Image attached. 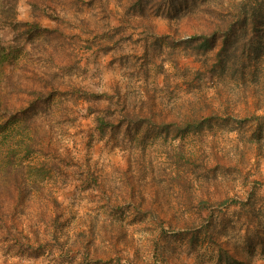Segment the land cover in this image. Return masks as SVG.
<instances>
[{"label": "rangeland", "instance_id": "rangeland-1", "mask_svg": "<svg viewBox=\"0 0 264 264\" xmlns=\"http://www.w3.org/2000/svg\"><path fill=\"white\" fill-rule=\"evenodd\" d=\"M239 1L55 0L51 16L18 0L44 29L21 47L0 29L15 52L1 100L44 92L38 150L17 154L42 188L16 211L0 202V264H264V54L222 72L223 34L206 53L194 41ZM249 1L263 32L264 0Z\"/></svg>", "mask_w": 264, "mask_h": 264}, {"label": "trees", "instance_id": "trees-1", "mask_svg": "<svg viewBox=\"0 0 264 264\" xmlns=\"http://www.w3.org/2000/svg\"><path fill=\"white\" fill-rule=\"evenodd\" d=\"M151 0H133L131 6H138L140 10L144 11L147 4ZM171 6L177 5L179 0H163ZM18 0H0V29L4 27H11L14 30V42L21 45L23 41L18 42L20 34L31 33L33 30H43L44 27L36 21H22L16 16V6ZM55 0H33L32 5L35 9L42 10L47 15H52L48 8ZM237 3V2H235ZM238 9L223 21L217 20L213 28L209 31L203 30L194 38L195 47L204 53L213 47V40L220 33L224 36V41L221 48L216 52V62L222 64L221 71L225 72L226 68H233L234 72L244 73L247 65L252 59H259L264 54V31L257 28V21L260 19L256 7L252 1L240 0ZM181 9V6L176 12ZM249 21L250 28H246V23ZM241 25V32L238 38L229 41L228 35L234 32L235 25ZM27 27L26 29H24ZM235 33V32H234ZM239 41V42H238ZM238 44V46H235ZM14 47L12 44L8 46H0V69L4 74V67L13 63L14 51L10 48ZM232 59L231 65L228 60ZM11 63V64H12ZM221 72V73H222ZM1 85V84H0ZM35 96L30 101L29 106L19 108H10L8 105L2 103V90L0 88V115L3 119L0 121V202H5L6 194L10 199H13V211H16L18 206H23L31 198L34 191L41 190L39 186L38 177H30L27 179L24 172V165L22 162H17V154L19 151H25L30 154L38 150L41 142L40 132L38 126L39 112L36 109L39 100L44 98V92L35 91ZM138 115L137 118H139ZM95 122L97 128L103 130V127L108 123V119L104 116L96 115ZM15 121L17 125H13ZM111 122V121H110ZM112 124V123H111ZM13 125V126H12ZM15 127L17 129L15 130ZM186 132L199 133L204 129V123L198 118L193 117L188 121L185 127ZM15 130V131H14ZM45 134V132L43 133ZM21 161V160H20ZM52 164V163H51ZM52 166V165H51ZM17 196V200L15 199ZM91 233L89 240L96 238L95 224L91 225Z\"/></svg>", "mask_w": 264, "mask_h": 264}]
</instances>
